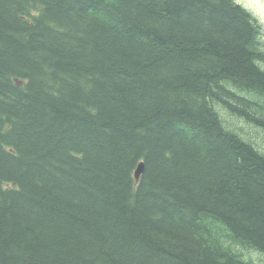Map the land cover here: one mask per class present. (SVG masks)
Returning <instances> with one entry per match:
<instances>
[{
  "label": "trees",
  "instance_id": "obj_1",
  "mask_svg": "<svg viewBox=\"0 0 264 264\" xmlns=\"http://www.w3.org/2000/svg\"><path fill=\"white\" fill-rule=\"evenodd\" d=\"M222 114L264 129L237 1L0 0V264H264V153Z\"/></svg>",
  "mask_w": 264,
  "mask_h": 264
},
{
  "label": "rangeland",
  "instance_id": "obj_2",
  "mask_svg": "<svg viewBox=\"0 0 264 264\" xmlns=\"http://www.w3.org/2000/svg\"><path fill=\"white\" fill-rule=\"evenodd\" d=\"M243 8L257 19L261 26L264 40V0H235ZM224 114H222L223 116ZM225 121H230L233 126L240 129L244 140L251 142L259 151L264 153V129L257 128L254 125L248 124L245 121L230 119L227 115H224ZM247 137V138H246ZM258 146H256V145ZM262 150H261V149Z\"/></svg>",
  "mask_w": 264,
  "mask_h": 264
},
{
  "label": "water",
  "instance_id": "obj_3",
  "mask_svg": "<svg viewBox=\"0 0 264 264\" xmlns=\"http://www.w3.org/2000/svg\"><path fill=\"white\" fill-rule=\"evenodd\" d=\"M142 172V165H139L137 170H136V173H135V179L138 180L139 179V175L141 174Z\"/></svg>",
  "mask_w": 264,
  "mask_h": 264
},
{
  "label": "bare ground",
  "instance_id": "obj_4",
  "mask_svg": "<svg viewBox=\"0 0 264 264\" xmlns=\"http://www.w3.org/2000/svg\"><path fill=\"white\" fill-rule=\"evenodd\" d=\"M240 5V4H239ZM139 165H142V171H143V164L142 163H140ZM138 165V166H139ZM138 166H137V168H138ZM137 168H136V170H137ZM136 170H135V172H134V178H135V173H136ZM142 173V172H141ZM141 175V174H140ZM140 175H139V177H140ZM136 180V179H135ZM136 181H138V180H136Z\"/></svg>",
  "mask_w": 264,
  "mask_h": 264
}]
</instances>
